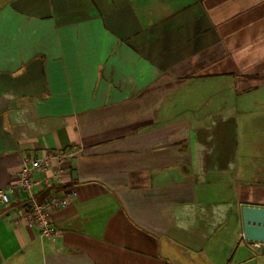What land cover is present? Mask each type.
Segmentation results:
<instances>
[{
    "label": "crops",
    "instance_id": "1",
    "mask_svg": "<svg viewBox=\"0 0 264 264\" xmlns=\"http://www.w3.org/2000/svg\"><path fill=\"white\" fill-rule=\"evenodd\" d=\"M76 152L51 239L24 159ZM44 173L34 171L32 180ZM0 264H264V0L0 4Z\"/></svg>",
    "mask_w": 264,
    "mask_h": 264
},
{
    "label": "built area",
    "instance_id": "2",
    "mask_svg": "<svg viewBox=\"0 0 264 264\" xmlns=\"http://www.w3.org/2000/svg\"><path fill=\"white\" fill-rule=\"evenodd\" d=\"M76 152H57L45 155L41 159H24L18 174L17 188L26 191L31 205L28 210L22 213V217L26 219L28 224L35 225L40 229V234L43 238L51 239L55 236L57 229L52 223V215L55 211L66 208L74 195L73 191L62 192V194L49 193L47 197L39 202L35 199L32 189L43 186H51L53 183L60 181V169H55L51 174H47L51 162H55L57 167L60 168L66 159L72 158ZM34 171L44 173V177L39 180H32L31 174ZM15 187H8L6 190L0 191V200L4 203L9 202V195L13 192Z\"/></svg>",
    "mask_w": 264,
    "mask_h": 264
},
{
    "label": "water",
    "instance_id": "3",
    "mask_svg": "<svg viewBox=\"0 0 264 264\" xmlns=\"http://www.w3.org/2000/svg\"><path fill=\"white\" fill-rule=\"evenodd\" d=\"M241 219L243 239L259 244L261 252L264 254V208L243 206Z\"/></svg>",
    "mask_w": 264,
    "mask_h": 264
},
{
    "label": "rangeland",
    "instance_id": "4",
    "mask_svg": "<svg viewBox=\"0 0 264 264\" xmlns=\"http://www.w3.org/2000/svg\"><path fill=\"white\" fill-rule=\"evenodd\" d=\"M7 0H0V4H2V3H4V2H6Z\"/></svg>",
    "mask_w": 264,
    "mask_h": 264
},
{
    "label": "trees",
    "instance_id": "5",
    "mask_svg": "<svg viewBox=\"0 0 264 264\" xmlns=\"http://www.w3.org/2000/svg\"><path fill=\"white\" fill-rule=\"evenodd\" d=\"M48 194H49V193H48ZM48 194H47V195H48ZM47 195H46V197H47ZM46 197H45V198H46ZM45 198H44V199H45Z\"/></svg>",
    "mask_w": 264,
    "mask_h": 264
}]
</instances>
